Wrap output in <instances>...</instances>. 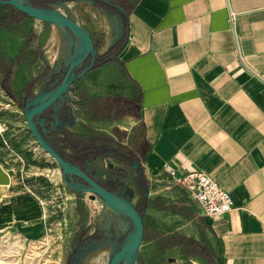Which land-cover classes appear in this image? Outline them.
<instances>
[{
    "label": "crops",
    "instance_id": "obj_1",
    "mask_svg": "<svg viewBox=\"0 0 264 264\" xmlns=\"http://www.w3.org/2000/svg\"><path fill=\"white\" fill-rule=\"evenodd\" d=\"M228 10L236 13L233 28ZM126 15L116 77L87 73L41 117L40 130L76 159L88 138L105 137L112 152L79 165L91 176L133 170L129 188L146 228V264H264V0H136ZM24 43L0 33L10 59ZM55 74L41 68L24 107L47 92ZM8 101L14 106L0 118V233L38 242L54 231L55 241L64 234L71 242L90 222L88 204L65 194L58 165L24 126V107L13 96ZM170 170L205 172L230 194L233 209L205 217ZM52 197L60 218L49 222Z\"/></svg>",
    "mask_w": 264,
    "mask_h": 264
},
{
    "label": "rangeland",
    "instance_id": "obj_2",
    "mask_svg": "<svg viewBox=\"0 0 264 264\" xmlns=\"http://www.w3.org/2000/svg\"><path fill=\"white\" fill-rule=\"evenodd\" d=\"M37 3L45 4L44 9H55L90 29L95 37L98 56L101 58L100 64L90 72V75L101 79L116 77L115 57L125 34L124 15L114 8V5H119L120 0H94L93 2L71 0L59 4L50 3L49 0H37ZM103 4L112 6L116 11ZM9 13H11L10 9L5 10L0 7V18ZM26 32L34 36V42L29 47V51L36 52L39 58L30 61L23 67H19L11 61L12 59L5 56L0 44V118L3 117L2 112L5 109H11L10 105H13L10 101H8L9 106L5 102L10 96L18 98L19 102L17 103L20 104V106H16L18 109L24 107L23 99L28 98L34 84H38V78L34 76L41 68H44L45 75L49 74L50 70L56 71V81L49 89H46L48 92L60 82L65 73L68 59L74 54L79 55L82 50L78 39H72V43L67 44L64 40L67 34L61 30L31 31L26 29ZM0 33L2 32L0 31ZM66 38V40H70L68 36ZM26 76L31 78V81L22 86ZM4 88H7V91ZM88 168L95 171V166L90 165ZM125 169L124 174H116L112 171L108 173V176L103 175L113 183L112 186H109L110 189L122 196L125 195L126 190H131L128 173L132 174L133 170L129 166H125ZM93 177L97 181L101 180L96 175ZM48 201V206L53 208L46 211L47 218L52 216L51 212L56 213L53 214L54 219L51 217L49 222L59 220L60 213L58 211L60 209L56 207L58 200L52 197ZM87 204L90 210V222L87 227L83 226L78 230L77 236L71 242L66 240L64 234L59 235L60 241H55L54 231L47 232V235L38 242H24L11 232H5L6 235L0 233V264H108L123 240L127 241L132 228L119 225L116 222L118 219H125L115 210L96 208L91 203ZM68 211L71 212L72 207H68ZM92 231L94 233L91 235ZM97 233L99 238L101 236L104 238L103 241L91 240L92 237L97 236ZM118 264L126 263L122 261Z\"/></svg>",
    "mask_w": 264,
    "mask_h": 264
},
{
    "label": "water",
    "instance_id": "obj_3",
    "mask_svg": "<svg viewBox=\"0 0 264 264\" xmlns=\"http://www.w3.org/2000/svg\"><path fill=\"white\" fill-rule=\"evenodd\" d=\"M30 1L0 0V6H10L14 18L26 29L31 31L61 30L70 39L68 41L64 37L67 44H71L72 39H78L82 50L79 55L74 54L68 59L63 77L52 90L37 96L22 109L27 127L38 146L58 165L62 188L68 197L80 202L91 203L96 208L115 210L131 226L129 238L127 241L123 240L108 264H118L122 261L127 264V257L131 253L133 254L131 264H146L147 233L143 217L134 201V191L128 189L122 196L106 189L98 183L96 178L84 172L54 148L39 128L41 117L62 102L69 89L94 68L99 57L94 34L84 25L59 11L35 7ZM84 1L93 2L94 0ZM114 8L123 13L125 20L127 19V15L120 6L114 5ZM87 61H89L88 65L83 68ZM132 167L139 175H143L138 162H133Z\"/></svg>",
    "mask_w": 264,
    "mask_h": 264
},
{
    "label": "built area",
    "instance_id": "obj_4",
    "mask_svg": "<svg viewBox=\"0 0 264 264\" xmlns=\"http://www.w3.org/2000/svg\"><path fill=\"white\" fill-rule=\"evenodd\" d=\"M228 11V22L231 28H233L236 22V13L231 10ZM5 131L6 128L0 123V135ZM17 160L24 166L25 160L23 156H18ZM168 175L175 184L182 186L192 194L205 217L216 218L229 213L233 209L230 194L223 190L205 172L192 170L186 174L177 175L175 171L170 170Z\"/></svg>",
    "mask_w": 264,
    "mask_h": 264
},
{
    "label": "trees",
    "instance_id": "obj_5",
    "mask_svg": "<svg viewBox=\"0 0 264 264\" xmlns=\"http://www.w3.org/2000/svg\"><path fill=\"white\" fill-rule=\"evenodd\" d=\"M50 3H57L59 4L60 2H67L71 0H49ZM136 0H120V7L124 10V12L127 14L130 9L132 8L134 2ZM33 2V1H32ZM33 6L39 7V8H44V4L41 5H35L32 3ZM2 9L5 10H11V13L8 15L0 18V31L1 32H7L10 34H16L20 37H22L25 40L24 46L21 48L19 51L18 55H16L11 61L16 63L18 66H24L28 64L30 61H33L35 59L39 58V55L36 52L29 51L30 43L34 41V36L31 34H27L26 28L23 27L13 16L12 13V8L10 6H0ZM119 50V49H118ZM112 51V49H111ZM118 52V51H117ZM117 54V53H116ZM4 90L7 91V88H4ZM66 138L68 139L71 137L69 134H64ZM89 146L81 148V152L85 156H91L95 157L98 155H102L103 153H107L110 151V146L106 145V138L105 137H92L88 138ZM73 149V147L71 148ZM75 149V148H74ZM80 150V148H78ZM105 151V152H104ZM68 160H70L72 163L75 165L79 166L80 164V159L76 158H70L67 157Z\"/></svg>",
    "mask_w": 264,
    "mask_h": 264
},
{
    "label": "flooded vegetation",
    "instance_id": "obj_6",
    "mask_svg": "<svg viewBox=\"0 0 264 264\" xmlns=\"http://www.w3.org/2000/svg\"><path fill=\"white\" fill-rule=\"evenodd\" d=\"M33 1V2H32ZM31 3H33V4H35V5H41V4H38L37 3V0H31L30 1ZM45 5V4H44ZM103 5H105V4H103ZM46 6V5H45ZM97 6V5H96ZM119 6V5H118ZM105 7H107V8H109V9H111V10H114V11H116L112 6H110V5H105ZM125 13V12H124ZM126 14V13H125ZM113 51V50H112ZM101 60V58H97V60H96V62H95V65H94V68L92 69V70H94V69H96L97 68V66L100 64V61ZM88 63H89V61H87V62H85V64H84V66H83V68L84 67H86L87 65H88ZM91 70V71H92ZM80 71V70H79ZM90 71V72H91ZM57 77L56 76H54L53 77V80L54 79H56ZM65 134V133H64ZM66 137V136H65ZM67 139V138H66ZM105 152V151H104ZM112 152V150H111V148H110V151H108L107 153H111ZM106 152L105 153H103L102 155H104V154H107ZM83 155V158L82 159H80V164L82 163V161L84 160V159H88V158H92L91 156H85L84 154H82ZM99 156H101V155H98V156H95V157H99ZM133 163V162H132ZM79 164V165H80ZM100 179L101 180H99L98 181V183L100 184V185H102V186H104L106 189H109V186H112L113 185V183L111 182V180H109L108 179V181L106 180V178L104 177V176H101L100 177ZM110 183V184H109ZM109 184V185H108ZM111 188V187H110ZM109 190H111V191H113L114 192V190L113 189H109ZM91 240H95V241H103L104 240V238H102V236L99 238V236L97 235V236H94V237H92L91 238Z\"/></svg>",
    "mask_w": 264,
    "mask_h": 264
},
{
    "label": "bare ground",
    "instance_id": "obj_7",
    "mask_svg": "<svg viewBox=\"0 0 264 264\" xmlns=\"http://www.w3.org/2000/svg\"><path fill=\"white\" fill-rule=\"evenodd\" d=\"M133 259V254L131 253L128 257H127V264H130L132 262Z\"/></svg>",
    "mask_w": 264,
    "mask_h": 264
}]
</instances>
